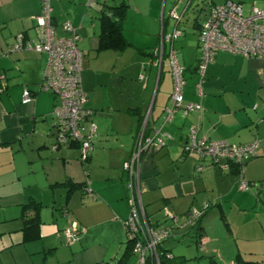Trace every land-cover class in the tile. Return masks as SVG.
<instances>
[{"label":"crops","instance_id":"crops-1","mask_svg":"<svg viewBox=\"0 0 264 264\" xmlns=\"http://www.w3.org/2000/svg\"><path fill=\"white\" fill-rule=\"evenodd\" d=\"M223 1L50 0L57 34H63L61 25L69 21L78 36L85 106L93 111L97 125L94 149L81 162L76 144L53 148L51 112L56 99L39 90L47 55L8 50L16 33L36 40L34 18L41 12V2L0 0V255H7L5 264L43 260L68 264L87 251L92 252L84 257L88 263L119 260L127 246L123 222L129 214L122 165L140 132L153 140L164 132L169 135L162 147L152 142L142 155L140 199L151 223L164 225L165 212L183 215L193 204L212 201L216 209L207 211L199 222L204 235L218 214L223 221L227 217L229 224L236 214L238 223L230 224L231 231L234 235L238 231L243 241L232 254L212 264L237 257L264 261V58L218 50L202 76L196 70L199 24L209 5ZM250 1L264 6V0ZM120 7L126 48L98 50L101 13ZM173 9L181 15L182 34L173 42H164V50L172 47L184 67V103H197L201 109L186 115L177 111L165 123L172 76L167 59L159 64L152 50L177 25L170 15ZM119 65H124L123 71L111 70L108 83L103 80L97 85L99 67ZM128 78L129 85L119 84ZM199 82L200 92L196 89ZM25 88L32 100L23 103ZM192 125L207 139L259 142L256 154L243 166L242 177L250 182L249 190L239 189L235 167L223 168L224 161L212 164L182 151ZM197 165L200 171H195ZM86 182L88 188L83 190L81 185ZM29 201L40 203L41 226L38 239L23 241L21 208ZM183 220L180 217V225ZM69 221L82 230L72 243L62 234V225ZM192 233L187 226L175 227L161 247L173 254L177 242Z\"/></svg>","mask_w":264,"mask_h":264},{"label":"built area","instance_id":"built-area-1","mask_svg":"<svg viewBox=\"0 0 264 264\" xmlns=\"http://www.w3.org/2000/svg\"><path fill=\"white\" fill-rule=\"evenodd\" d=\"M41 12L34 18L37 38L35 41L26 40L23 33H16L9 51L33 50L47 55L39 90L51 93L55 99L52 109L55 135L53 148L68 145L73 142L79 147V158L85 162L94 149L97 125L93 119V111L85 106L86 94L81 87V59L77 41L78 36L69 21L61 25L62 35H58L51 21L50 0H40ZM170 15L179 24L181 15L174 9ZM182 34L177 25L171 33L164 35L159 44L152 50L159 64L164 58L172 76V92L170 104L165 108L164 122L172 120L178 111L182 115L201 109L197 103H184L183 88L185 85L184 70L178 62L175 50L170 47L164 50V42H173ZM224 50L232 54H241L246 57L264 58V6L251 5L248 13H243L240 2L225 0L220 4L209 5L204 19L201 21L198 33L199 61L197 72L202 76L206 66L212 62L215 53ZM201 91L200 82L196 84ZM32 100L31 92L23 90L22 102ZM167 133L153 138H144L140 132L135 140L134 148L123 162V171L126 175L127 200L129 214L124 220L126 242L130 245L133 264H159V246L171 237L175 227L195 226L203 217L211 203H206L199 209L189 207L183 215L182 225L180 218L171 212H165L170 220L169 226H155L145 214L141 203L140 182L142 153L147 151L152 142L162 147ZM164 139V140H163ZM259 142L254 140L245 144L229 143L225 139H207L199 136V127L192 125L189 128L187 139L182 145L185 154H196L200 158H207L210 163L218 164L224 161L223 168L238 165V187L242 191L249 190V183L242 177L241 163L255 155ZM197 165L195 171H200ZM88 188V187H87ZM81 229L66 228L62 234L68 243H72L81 233ZM166 256L171 257V253ZM234 262V261H233ZM231 264H235V263ZM99 264H119V260H107Z\"/></svg>","mask_w":264,"mask_h":264},{"label":"rangeland","instance_id":"rangeland-1","mask_svg":"<svg viewBox=\"0 0 264 264\" xmlns=\"http://www.w3.org/2000/svg\"><path fill=\"white\" fill-rule=\"evenodd\" d=\"M214 1L219 2L221 0H214ZM233 1H236V0H233ZM241 1L243 5V13L247 14L248 9L252 5V1L250 0H241ZM255 5H259V4H255ZM204 9L205 7L202 10ZM123 66L124 65L122 66L119 65V66H115V68L111 67V69L106 68L104 70L101 67H99L97 70V74H96L97 85L99 86L100 84L104 83L103 80L108 83V81L110 80L111 70H116V72H119L120 70L123 71ZM129 82H131V80L128 78L126 79V82L122 83V80L121 82L119 81V84L125 87L129 85ZM113 89H114V92L118 93L117 86H115ZM120 90L123 93L124 88H121ZM86 178L89 179L88 174ZM261 198L264 199V194L261 195ZM211 202L205 200V201H202L200 204H193L191 205V207L199 209L204 204L211 203ZM213 209H216V207L214 205L213 206L211 205L208 211H211ZM226 219L224 218V221L221 220L219 217V214L215 216L213 220H211V222L209 223V229H207V232L205 234V241L202 243H196V240L198 239H196L192 235L193 233L189 236H183L182 241L177 242V248L173 250V255L183 257L185 259V264H212L213 262L214 263L220 262V260H222V257L224 258V256L226 257L229 254H232L234 252L235 246L238 244L240 245L241 243H243V241L239 239L238 231H236L235 235L232 234V231H231L232 229H231L230 224L231 223L233 224V222L238 223L237 215L234 214L230 218V222H231L230 224ZM72 222L73 221H69L68 224L62 225V226H65L63 227V229L72 228V227L73 229H77L76 227H74ZM187 227L189 229H193L195 226L191 225ZM80 234L81 233H79L78 236ZM76 238H79V237H76ZM46 253L48 252L46 251ZM87 253H92V252L87 251L86 253H81V254L79 253V256L75 257L74 262L71 261L68 264H94V263H88V261L86 260L87 258H84L85 255H87ZM42 255L44 256L45 254H42ZM6 259H7V255H0V264H5ZM133 262H134V258L131 257L129 260L126 261V264H133ZM232 262L233 261L230 260L225 264H231ZM233 263L238 264L236 263V261H234ZM221 264H224V263H221Z\"/></svg>","mask_w":264,"mask_h":264},{"label":"trees","instance_id":"trees-1","mask_svg":"<svg viewBox=\"0 0 264 264\" xmlns=\"http://www.w3.org/2000/svg\"><path fill=\"white\" fill-rule=\"evenodd\" d=\"M181 22V20H180ZM179 22V24H180ZM177 24V26L179 25ZM201 24V22H200ZM199 24V28H200ZM179 29H181L178 26ZM182 31V29H181ZM127 41L125 40L122 32H121V7L120 8H110L109 12H102L101 13V32L99 35V44H98V50H105V49H113L117 52H120L124 50L127 46ZM199 61V57H198ZM183 70L184 67L182 66ZM198 68V64L196 67V70ZM73 144V142H69L68 145ZM256 154V153H255ZM200 158V157H199ZM203 159V158H201ZM249 159V158H248ZM247 159V160H248ZM243 161L241 163V169L243 170L244 163L247 161ZM213 164V163H212ZM235 167V169L238 171V165H231ZM248 182V181H247ZM250 185V182H248ZM73 184V183H72ZM73 186H76L73 184ZM87 187V182L81 185V188L85 190ZM211 206V205H210ZM40 208V203H36L33 201H29L25 204L22 205L21 208V219L23 222L22 226V234H23V241H30V240H35L39 238V228L41 226L40 218H39V210ZM209 209V208H208ZM208 209L204 212V214L208 211ZM29 210H32L29 212ZM186 212L183 214L185 215ZM203 214V216H204ZM174 216L177 217H182L183 215H177L174 214ZM222 218V215H221ZM167 223L164 225H159V226H169L170 222L169 220L165 217L164 218ZM201 220V219H200ZM200 220L196 223L195 227L193 228V236L198 239L196 240V243H202L205 241V235L202 231V227H200L199 222ZM155 226H158L157 224H154ZM127 246L125 249V253L123 256L120 257L119 259V264H125L127 260H129L132 257L130 245L126 242ZM159 262L160 264H185V259L180 256H175L173 255L169 250L163 249L161 246H159ZM167 253H171V257L166 256ZM45 255L47 254L46 252L44 253ZM44 255V256H45ZM236 263L242 262L243 264H264V261H243L240 257H237ZM37 264H46L45 261L43 260L40 263ZM146 264H151V261H147Z\"/></svg>","mask_w":264,"mask_h":264},{"label":"flooded vegetation","instance_id":"flooded-vegetation-1","mask_svg":"<svg viewBox=\"0 0 264 264\" xmlns=\"http://www.w3.org/2000/svg\"><path fill=\"white\" fill-rule=\"evenodd\" d=\"M144 152H145V151H144ZM144 152H143V153H144ZM143 153H142V155H143ZM141 157H142V156H141Z\"/></svg>","mask_w":264,"mask_h":264}]
</instances>
